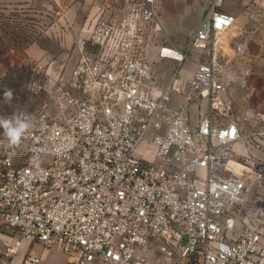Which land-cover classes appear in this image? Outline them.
<instances>
[{
    "label": "built area",
    "instance_id": "built-area-1",
    "mask_svg": "<svg viewBox=\"0 0 264 264\" xmlns=\"http://www.w3.org/2000/svg\"><path fill=\"white\" fill-rule=\"evenodd\" d=\"M201 2L189 49L202 57L173 107L148 55L163 31L156 0L102 1L74 39L62 115H40L17 145L0 148V236H14L0 264L24 241L69 264H264V159L233 151L264 142V105L247 108L242 120L258 122L243 129L218 61L234 17L224 0ZM170 89L183 92L179 73ZM202 102L193 126L189 109ZM41 261L29 250L21 264Z\"/></svg>",
    "mask_w": 264,
    "mask_h": 264
},
{
    "label": "rangeland",
    "instance_id": "rangeland-1",
    "mask_svg": "<svg viewBox=\"0 0 264 264\" xmlns=\"http://www.w3.org/2000/svg\"><path fill=\"white\" fill-rule=\"evenodd\" d=\"M229 1L224 0L223 10ZM96 6L97 0H0V117L16 115L31 127L42 114L47 118L62 115L57 107L58 90L67 83L77 57L75 37L85 35L97 20L98 14H93ZM157 6L163 31L148 54L159 90L179 96L180 100L174 102L178 107L189 89L195 61L202 57L189 46L206 8L201 0H157ZM162 49L185 53L187 59L180 62L161 57ZM176 73L182 79L181 94L170 89ZM7 89L13 93L10 102L4 98ZM170 103L173 105V101ZM250 124L242 120L243 129ZM7 143L0 128V148ZM239 145L234 147L236 154L244 152ZM258 145V149H247L264 159V142L259 140ZM4 240L0 251L9 243Z\"/></svg>",
    "mask_w": 264,
    "mask_h": 264
},
{
    "label": "crops",
    "instance_id": "crops-1",
    "mask_svg": "<svg viewBox=\"0 0 264 264\" xmlns=\"http://www.w3.org/2000/svg\"><path fill=\"white\" fill-rule=\"evenodd\" d=\"M102 1L97 0V6L93 8V14H98L97 18L101 15L99 4H102ZM228 4L229 6L224 11L234 17V24L224 34L218 61L224 69L221 76L226 85L223 96L232 106L234 117L242 120L249 106L264 105V0H230ZM157 12L159 15L158 6ZM158 36L159 34L149 45V49L154 45ZM179 100V96L170 94L173 107L177 106L174 102ZM206 107L205 102L199 106L194 104L191 106L189 112L193 126L205 114ZM245 122L251 123L248 126L250 127L258 120L255 117ZM243 149L244 152L248 151L247 148ZM13 237L12 235L0 236V245L5 241L4 238L10 243ZM29 250L41 257V264H69L70 261L68 256L60 252L44 249L39 244L24 241L18 254L8 259L6 264H21L24 255Z\"/></svg>",
    "mask_w": 264,
    "mask_h": 264
},
{
    "label": "clouds",
    "instance_id": "clouds-1",
    "mask_svg": "<svg viewBox=\"0 0 264 264\" xmlns=\"http://www.w3.org/2000/svg\"><path fill=\"white\" fill-rule=\"evenodd\" d=\"M4 98L6 102L12 100L13 93L11 89L5 90ZM0 128L3 129V135L7 138L9 145H17L28 132L30 123L16 115L10 118L0 117Z\"/></svg>",
    "mask_w": 264,
    "mask_h": 264
},
{
    "label": "bare ground",
    "instance_id": "bare-ground-1",
    "mask_svg": "<svg viewBox=\"0 0 264 264\" xmlns=\"http://www.w3.org/2000/svg\"><path fill=\"white\" fill-rule=\"evenodd\" d=\"M165 53H168V54H173V51L169 50V49H165L164 50Z\"/></svg>",
    "mask_w": 264,
    "mask_h": 264
}]
</instances>
